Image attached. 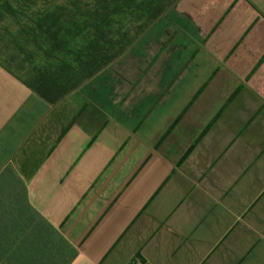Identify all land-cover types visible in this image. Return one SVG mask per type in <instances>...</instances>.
I'll list each match as a JSON object with an SVG mask.
<instances>
[{"label":"crops","instance_id":"1","mask_svg":"<svg viewBox=\"0 0 264 264\" xmlns=\"http://www.w3.org/2000/svg\"><path fill=\"white\" fill-rule=\"evenodd\" d=\"M45 10L0 7V47ZM167 14L147 60L125 58L140 38L95 76L135 69L113 104L0 66V264H264V0Z\"/></svg>","mask_w":264,"mask_h":264},{"label":"trees","instance_id":"2","mask_svg":"<svg viewBox=\"0 0 264 264\" xmlns=\"http://www.w3.org/2000/svg\"><path fill=\"white\" fill-rule=\"evenodd\" d=\"M35 6L36 0H0V7ZM180 0H69L68 7L43 1L36 29L19 31L30 46L13 45L29 65L22 83L48 103H55L94 78L126 51ZM51 9V10H47ZM15 54L0 61L11 64Z\"/></svg>","mask_w":264,"mask_h":264},{"label":"rangeland","instance_id":"3","mask_svg":"<svg viewBox=\"0 0 264 264\" xmlns=\"http://www.w3.org/2000/svg\"><path fill=\"white\" fill-rule=\"evenodd\" d=\"M44 0H36L35 2V6L37 8H41L43 7L42 5L44 4L43 2ZM46 2H55L57 5H64L68 7V3L69 0H45ZM81 3H88L91 4L92 0H81ZM11 4H15V3H11ZM169 14L164 15L158 22V24H165L168 22L169 20ZM172 20V19H171ZM155 29V28H154ZM164 26L161 28H156L155 30H147L145 32V34H143L141 36V40L138 42V44L134 47L131 48V53H129V55H127V59H130V61H133L135 63V61L137 62H141L142 60H147L148 58L146 56L150 46H152L153 44H157V39L158 38H165V36H163V31ZM162 33V35L160 34ZM15 54V51L12 50V48H2L0 47V61L3 62V60H5L6 58H8L9 55ZM17 56V55H16ZM127 59L123 60L121 63L124 66L125 62L127 61ZM142 61V62H143ZM118 65V63H117ZM4 66L8 67L13 73H15L17 76L23 78L24 75L27 73L28 69H29V65L28 64H19L17 63V61L15 60L13 63L11 64H7L6 62H4ZM120 67V65H119ZM123 67H121L120 70L116 65L111 66L109 69L105 70L104 73L100 74L99 76L95 77L91 83V86L94 87L95 92H96V98L99 99L101 96H99V82L104 80L105 84L109 83L110 84V94H111V104H113L114 101L118 100V95L116 94V89H115V85L116 83H119V73L124 77V76H128L133 78L135 76V69L133 67H128L127 69H124ZM114 85V86H113ZM151 101V100H150ZM144 103L143 101L141 102V104L139 106H146L148 103ZM132 104V102H131ZM148 106V105H147ZM120 115V114H119Z\"/></svg>","mask_w":264,"mask_h":264},{"label":"built area","instance_id":"4","mask_svg":"<svg viewBox=\"0 0 264 264\" xmlns=\"http://www.w3.org/2000/svg\"><path fill=\"white\" fill-rule=\"evenodd\" d=\"M134 264H141L138 260L134 262Z\"/></svg>","mask_w":264,"mask_h":264}]
</instances>
